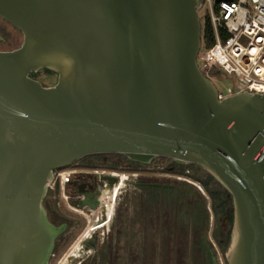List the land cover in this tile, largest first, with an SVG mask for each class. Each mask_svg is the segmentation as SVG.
I'll return each mask as SVG.
<instances>
[{
    "label": "water",
    "instance_id": "95a60500",
    "mask_svg": "<svg viewBox=\"0 0 264 264\" xmlns=\"http://www.w3.org/2000/svg\"><path fill=\"white\" fill-rule=\"evenodd\" d=\"M201 6L0 0L24 36L0 51V264L50 263L66 229L44 205L55 172L98 153L201 166L233 199L227 263L264 264V94L219 97L198 61ZM43 69L56 84L31 76Z\"/></svg>",
    "mask_w": 264,
    "mask_h": 264
},
{
    "label": "trees",
    "instance_id": "16d2710c",
    "mask_svg": "<svg viewBox=\"0 0 264 264\" xmlns=\"http://www.w3.org/2000/svg\"><path fill=\"white\" fill-rule=\"evenodd\" d=\"M201 24L202 43L204 47H211L215 43L213 27L208 19L201 21ZM43 70L58 75L51 70ZM203 72L211 79L224 75L217 65H213L208 70L203 69ZM35 74L36 72H32L31 76L36 78ZM106 158L107 162L111 161L109 157ZM123 158L129 160L126 157ZM147 166L149 165L142 164V167ZM191 169L195 172L191 173ZM201 170L203 168L198 164L185 165L175 161H172L164 169L165 172L189 176L198 181L204 187L205 194L195 185L186 181L173 187L144 183L142 185V200L139 205L148 216L147 218H155L160 221L156 222L154 236L151 239H146L143 231L139 230L142 234L141 239L136 240L135 243L131 240L132 245L130 244L127 249L121 250L120 247L116 249L117 252L112 253V244L111 246L106 244L104 249H100L96 258L87 264H97L98 257H100L99 264H113L112 254L116 259L115 264H219L215 246L209 238V232L212 226L214 241L225 255L231 243L234 221L233 199L231 194L211 174L206 172L204 177L199 176ZM133 198L138 201L136 196ZM161 214H165L164 216L167 218L169 215L171 219L169 225H162ZM133 222L132 235L136 237L137 220ZM225 223L230 226L229 229L224 225ZM121 229L122 227H120ZM166 238L169 239V244L166 246L169 245L168 248H170L165 251L164 241ZM58 241H56L54 252L57 251ZM166 253L170 255L168 259L164 255ZM225 263L228 264L227 260Z\"/></svg>",
    "mask_w": 264,
    "mask_h": 264
},
{
    "label": "rangeland",
    "instance_id": "374dc122",
    "mask_svg": "<svg viewBox=\"0 0 264 264\" xmlns=\"http://www.w3.org/2000/svg\"><path fill=\"white\" fill-rule=\"evenodd\" d=\"M206 11V7L201 8L198 11L202 22L205 19L204 15ZM0 33L3 36V39L0 40V51L14 50L20 47L23 43V33L2 17H0ZM199 62L202 65L200 59ZM35 75L36 79H38L45 86H52L58 80V75H55L54 73L46 70L36 72ZM212 80L218 90L223 94H227L229 92V88L234 90L238 89L239 83L241 82V80L235 75L227 74H224L219 78H212ZM172 161H174L172 158L166 156L156 157L150 164H148L149 166L142 168V175L140 177L142 183L170 184L178 186L181 185V182L186 181L195 185L203 194H205L204 187L198 181L193 180L189 176H179L177 174L165 172L164 169ZM102 167L104 166H101L99 168H106ZM73 168H75V166H71L66 170H62L61 173L63 174V177L66 175V172H70ZM194 172L195 170L191 169V173ZM206 172L207 171L204 169L201 170L199 176L204 177L206 175ZM132 178L136 177H132L129 173L121 172L119 182L108 185L104 189L103 197L105 196L104 202L106 204V207H104L103 209H98L97 211H93L91 214L87 212L86 209H81L73 206L70 202V199L66 197L68 193H61V195H58V187L60 188L63 185V182L62 180L60 181L58 177H56V182L49 188V191L52 188L53 190H55V192L49 198L52 200H55V198H57L61 211L71 219L76 220V223L73 225V229L71 230V232H69L65 238L58 241L59 243L57 251L54 252L49 264H87L89 261L96 258L100 249H104V245L106 244L107 246H111L112 244V253H115L117 252V248L119 249L121 247V250L127 249V247L131 244V240L134 241V243L136 242V240H140L142 237L141 231H143L144 237L146 239H151L154 236L153 233L156 232V222L158 223L160 221H157L155 218H147L148 216L145 215L144 211H142V209L140 208L139 202L133 198L135 196L134 186L133 184H129L127 182L128 179L131 180ZM47 197L48 196H46V198ZM106 211L108 212V214L111 211V214H109L110 218L108 220L106 219L105 215H102V213H106ZM164 215L161 214L160 216L161 223L162 225H169L171 219L169 215L168 218ZM95 216L97 217L95 218ZM102 218H104V220L106 221V224L104 226L105 236L100 239L98 249L95 250L93 248L85 247L84 238L88 233L89 228L94 224V220L97 221L99 219L100 222H103ZM134 220H137L136 237L132 235ZM224 225L227 226L228 229L230 228V226L226 225V223ZM82 226L83 230H81ZM120 227H122L121 230ZM212 229L213 227L211 226L209 238L215 246L219 264H226V254L224 255V253L218 247L217 243L214 241V238L212 236ZM164 242L166 251L170 248H168L169 245L166 246L167 244H169V239L166 238ZM164 255L167 256V259L168 256H170L169 253H166ZM99 259L100 257L96 259L97 264H99ZM111 261L113 262V264H115L116 262L113 254L111 256Z\"/></svg>",
    "mask_w": 264,
    "mask_h": 264
},
{
    "label": "built area",
    "instance_id": "2783aa9c",
    "mask_svg": "<svg viewBox=\"0 0 264 264\" xmlns=\"http://www.w3.org/2000/svg\"><path fill=\"white\" fill-rule=\"evenodd\" d=\"M197 1L207 8L204 17L215 35L211 47L201 45V69L217 65L224 74L241 80L238 89L229 88L227 94L219 91V97L242 91L264 94V0Z\"/></svg>",
    "mask_w": 264,
    "mask_h": 264
},
{
    "label": "flooded vegetation",
    "instance_id": "af4514ba",
    "mask_svg": "<svg viewBox=\"0 0 264 264\" xmlns=\"http://www.w3.org/2000/svg\"><path fill=\"white\" fill-rule=\"evenodd\" d=\"M107 154L108 153H98L86 155L70 166L56 170L54 183L56 182V177L63 182V185L60 188L58 187V195H61V193H68L66 197L70 199L73 206L86 209L87 212L92 214L93 211L106 207L104 202L105 196L103 197L105 187L119 182L120 173L126 172L131 174L132 177H136L131 180L128 179L127 182L133 184L135 189L134 194L138 199V202L141 203L142 185L144 183H142L140 177L142 175L143 163L134 161L125 154ZM106 157H109V160L111 161L107 162ZM123 157H126L129 160H125ZM71 166H75V168L70 172H66L64 177L59 175L62 170H66ZM101 166H104L102 168H106L100 169L99 167ZM54 192L55 190L51 188L44 205L52 223L57 226L66 224L65 231L57 239L61 240L71 232L76 220L71 219L61 211L57 198H55V200L49 198ZM109 214H111V211ZM109 214L107 211L106 213H102L107 220L110 218ZM96 217L97 216H95V218ZM102 221L103 222H100L99 219L97 221L94 220V224L89 228V231L84 238L85 247L93 248L95 250L98 249L100 239L105 236L104 226L106 221L104 218H102ZM81 230H83V226L81 227Z\"/></svg>",
    "mask_w": 264,
    "mask_h": 264
}]
</instances>
